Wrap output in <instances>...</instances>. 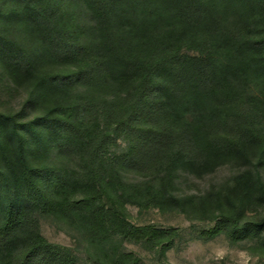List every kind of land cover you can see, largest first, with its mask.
<instances>
[{"label": "trees", "instance_id": "16d2710c", "mask_svg": "<svg viewBox=\"0 0 264 264\" xmlns=\"http://www.w3.org/2000/svg\"><path fill=\"white\" fill-rule=\"evenodd\" d=\"M0 70L26 94L0 111V264H80L41 216L93 264H142L125 240L171 247L176 229L134 226L128 206L264 241V216L245 219L264 206V0H0ZM225 164L231 186L174 194Z\"/></svg>", "mask_w": 264, "mask_h": 264}, {"label": "rangeland", "instance_id": "374dc122", "mask_svg": "<svg viewBox=\"0 0 264 264\" xmlns=\"http://www.w3.org/2000/svg\"><path fill=\"white\" fill-rule=\"evenodd\" d=\"M79 11V10H78ZM81 16L87 21L83 12ZM24 90L15 88L0 70V111L17 112L24 106ZM52 164L67 166L66 158H56L55 150L47 153ZM240 169L231 164L218 167L212 173L195 177L180 174L175 182L174 194L194 196L197 200L210 192L232 185ZM264 181V169H261ZM264 216L263 205L250 206L245 219L258 220ZM127 220L134 226L150 225L159 229L174 228L178 236L163 253L130 241H124L122 248L141 259L142 264H264V241L261 237L243 235L232 237L223 230L210 231L215 217L205 214L162 212L155 208L141 210L127 207ZM39 231L49 242L69 247L79 258L80 264H93L86 241L73 229L49 216L39 217Z\"/></svg>", "mask_w": 264, "mask_h": 264}]
</instances>
